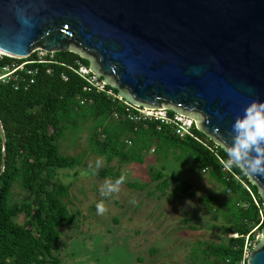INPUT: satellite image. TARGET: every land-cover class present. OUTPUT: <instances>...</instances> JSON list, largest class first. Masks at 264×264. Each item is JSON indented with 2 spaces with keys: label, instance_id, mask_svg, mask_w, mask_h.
Here are the masks:
<instances>
[{
  "label": "water",
  "instance_id": "95a60500",
  "mask_svg": "<svg viewBox=\"0 0 264 264\" xmlns=\"http://www.w3.org/2000/svg\"><path fill=\"white\" fill-rule=\"evenodd\" d=\"M34 49L88 59L120 99L191 119L216 145L264 100V0H0V54ZM248 178L264 208V176ZM246 257L264 264V239Z\"/></svg>",
  "mask_w": 264,
  "mask_h": 264
},
{
  "label": "trees",
  "instance_id": "16d2710c",
  "mask_svg": "<svg viewBox=\"0 0 264 264\" xmlns=\"http://www.w3.org/2000/svg\"><path fill=\"white\" fill-rule=\"evenodd\" d=\"M53 59L64 66H51L50 74H45L47 66H39L34 84L25 92L0 83V264H60L54 254L59 229L72 225L74 219L63 203L68 186L56 175L74 169L81 160L62 155L57 142L66 130L75 127L77 117L94 121L88 135L89 150L107 162L115 158L121 164H139L142 152L154 142L157 151L173 149L188 155L200 170L223 186L229 192L224 199L213 195L197 198L219 220L225 237L222 242L204 246L201 264H238L245 238L253 240L255 232L264 226L263 198L256 184L238 169L229 166L226 170L222 162L227 160L219 145L194 127L196 140L179 139L167 128L157 130L153 123L113 120L112 112L121 115L123 104L111 102L104 94H91V103L80 106L77 98L82 95L83 81L66 66L76 67L78 63L88 67L89 60L61 51L55 52ZM13 60L4 56L0 63ZM61 72L66 81L60 78ZM125 142L131 143L128 148ZM96 176L111 180L119 177L112 167L96 170ZM150 176L159 188L165 187L169 179L161 171ZM15 187L23 192L19 202L13 197ZM175 190L194 197L184 180L177 181ZM20 215L26 217L25 224L14 221Z\"/></svg>",
  "mask_w": 264,
  "mask_h": 264
},
{
  "label": "rangeland",
  "instance_id": "374dc122",
  "mask_svg": "<svg viewBox=\"0 0 264 264\" xmlns=\"http://www.w3.org/2000/svg\"><path fill=\"white\" fill-rule=\"evenodd\" d=\"M73 123L75 127L69 126L57 142L62 155L81 160L74 169L56 175L68 186L63 203L74 219L72 225L59 229L54 254L60 264H201L204 246L224 241L219 220L197 198L213 195L224 199L229 192L200 170L191 157L173 149L157 151L152 142L142 152L139 164H121L115 158L107 162L89 150L88 135L94 121L77 117ZM130 144L125 142V148ZM107 167L125 179L118 191L102 197L99 188L105 179H111L97 178L96 170ZM149 168L169 178L165 187L156 185ZM178 180L189 184L194 197L175 190ZM22 195L18 187L13 189L15 201ZM98 202L105 208L100 214L96 211ZM14 221L25 224L26 217L20 215ZM258 239H264L263 231L255 232L253 241Z\"/></svg>",
  "mask_w": 264,
  "mask_h": 264
},
{
  "label": "built area",
  "instance_id": "2783aa9c",
  "mask_svg": "<svg viewBox=\"0 0 264 264\" xmlns=\"http://www.w3.org/2000/svg\"><path fill=\"white\" fill-rule=\"evenodd\" d=\"M53 54L52 52H41L39 49H34L28 58L14 59L16 61L0 63V83L11 85L15 91H27L35 82L36 76L39 73V66H47L45 74H50L51 66H64L54 61ZM3 57L4 55L0 54V61ZM66 68L83 81L82 95L77 98L80 106L91 103V94H104L111 102L117 101L123 104V113L121 115L116 111L112 112L113 120L122 118L132 124L153 123L156 125L157 130L161 131L167 128L169 132L179 139L191 138L196 140V137L192 133L194 124L191 119L175 116L172 112V114H169L167 110H152L151 108L146 110L138 106L130 105L120 99L116 93H113L111 88H105L101 84V80L96 75H92L85 66L76 63V67L66 66ZM60 78L63 81L67 80L63 72L60 73ZM222 164L228 170V164L223 162ZM256 241L249 240L248 237L245 238L241 260L238 264H247L248 259L246 254L251 250Z\"/></svg>",
  "mask_w": 264,
  "mask_h": 264
},
{
  "label": "clouds",
  "instance_id": "9594fccd",
  "mask_svg": "<svg viewBox=\"0 0 264 264\" xmlns=\"http://www.w3.org/2000/svg\"><path fill=\"white\" fill-rule=\"evenodd\" d=\"M230 141L219 145L228 166L238 169L246 177L264 176V100H251L242 113L234 117ZM124 179L123 174L115 180L105 179L99 188L100 196L108 197L118 191ZM131 202L135 203V200ZM96 211L98 214L105 211L102 202L96 204Z\"/></svg>",
  "mask_w": 264,
  "mask_h": 264
}]
</instances>
